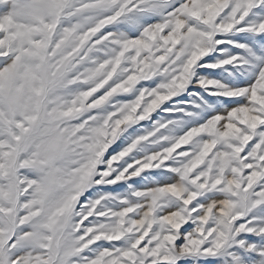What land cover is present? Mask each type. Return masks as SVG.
I'll list each match as a JSON object with an SVG mask.
<instances>
[{
  "label": "snow or ice",
  "instance_id": "1",
  "mask_svg": "<svg viewBox=\"0 0 264 264\" xmlns=\"http://www.w3.org/2000/svg\"><path fill=\"white\" fill-rule=\"evenodd\" d=\"M0 264H264V0H0Z\"/></svg>",
  "mask_w": 264,
  "mask_h": 264
}]
</instances>
